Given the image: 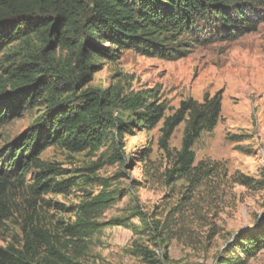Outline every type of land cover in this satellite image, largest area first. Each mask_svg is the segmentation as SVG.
I'll use <instances>...</instances> for the list:
<instances>
[{
	"label": "rangeland",
	"instance_id": "rangeland-1",
	"mask_svg": "<svg viewBox=\"0 0 264 264\" xmlns=\"http://www.w3.org/2000/svg\"><path fill=\"white\" fill-rule=\"evenodd\" d=\"M55 46V51H49L37 37L14 44L0 55V76L7 77L6 72L25 62L47 66L49 55L59 70L73 68L75 51ZM101 66L77 95L90 89L141 95L148 104L162 106L168 117L183 101L202 103L206 95L221 94L219 124L214 131L203 133L193 148L200 183L191 186L187 179H168L174 159L161 149L163 121L155 128L135 123L116 146L106 145L97 153L71 154L51 147L41 155V162L66 172L65 178L82 176L80 183L87 178L94 182L64 195L52 193L36 199L18 183L8 184L13 217L0 233V246L19 247L21 224L34 212L43 229L61 232L62 223L75 221L73 210L82 198L103 191L105 181L110 186L105 190L114 194L116 203L99 222L131 221L105 225L81 253L65 251L64 241L58 245L75 262L222 264V260L242 257L239 236L264 226V23L240 39L196 47L183 60L149 59L127 51ZM71 95L46 93L36 105H26L24 112L10 117L0 127V151L26 137L31 129H44L51 112L71 106ZM115 114L125 122L131 120L129 113ZM186 129L183 123L175 131L170 141L172 156L181 150ZM35 175L28 170V184ZM139 216L153 231L146 230ZM139 248L149 253L148 260L137 255ZM245 264H264V251Z\"/></svg>",
	"mask_w": 264,
	"mask_h": 264
},
{
	"label": "trees",
	"instance_id": "trees-1",
	"mask_svg": "<svg viewBox=\"0 0 264 264\" xmlns=\"http://www.w3.org/2000/svg\"><path fill=\"white\" fill-rule=\"evenodd\" d=\"M263 23L264 0H0V55L32 37L39 38L49 51L56 50L55 44L75 51L73 68L59 70L49 55L47 66L25 62L6 72L7 77L0 76V127L24 112L26 105H36L46 93L54 97L72 93L68 98L71 106L51 112L44 129L37 126L0 151V233L13 217L8 188L13 181L27 189L31 199L52 193L64 195L94 182L87 178L80 183L82 176L65 178L66 172L41 162L46 150L58 146L71 154L97 153L106 145L116 146L135 123L155 128L163 121L161 149L174 159L168 179L199 184L193 148L203 133L214 131L219 124L221 94L206 95L202 103L183 101L167 117L162 106L148 104L141 95L129 97L92 89L77 95L78 90L102 69V62L115 61L123 52L179 61L196 47L240 39L256 32ZM116 111L129 113L131 120L125 122ZM183 123L187 129L182 148L172 156L170 141ZM28 170L36 173L31 184L26 178ZM102 183L103 191L82 198L73 210L75 221L62 223L59 233L43 229L36 222L35 212L28 215L21 224L20 246H0V264H80L58 245L64 241L65 251L81 253L105 225L131 221L99 222L116 203L114 194L105 190L110 186ZM139 217L146 230L153 231L152 225ZM237 242L243 256L222 260V264H245L262 253L264 226L242 234ZM137 255L150 258L141 248Z\"/></svg>",
	"mask_w": 264,
	"mask_h": 264
}]
</instances>
